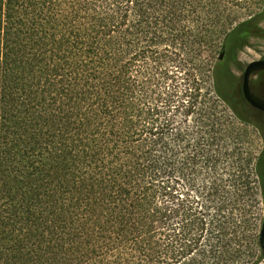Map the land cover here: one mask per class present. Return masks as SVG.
Listing matches in <instances>:
<instances>
[{
    "label": "trees",
    "instance_id": "16d2710c",
    "mask_svg": "<svg viewBox=\"0 0 264 264\" xmlns=\"http://www.w3.org/2000/svg\"><path fill=\"white\" fill-rule=\"evenodd\" d=\"M243 1L0 0V264L264 257Z\"/></svg>",
    "mask_w": 264,
    "mask_h": 264
},
{
    "label": "rangeland",
    "instance_id": "374dc122",
    "mask_svg": "<svg viewBox=\"0 0 264 264\" xmlns=\"http://www.w3.org/2000/svg\"><path fill=\"white\" fill-rule=\"evenodd\" d=\"M240 9L242 10L241 21H249L248 26L233 35L230 45L225 47L223 61L234 76L233 85L236 86V91L239 89L241 93L242 75L245 67L253 61L264 59V0H244ZM250 85L253 91L263 97L264 72L255 74L250 80ZM247 116L260 127L264 135V114L251 110ZM248 134L247 143L253 150L254 158H257L261 152L264 154V139L261 141L258 134L251 128ZM259 208L257 218L264 216L261 207ZM261 252L259 249V255ZM257 264H264V257Z\"/></svg>",
    "mask_w": 264,
    "mask_h": 264
},
{
    "label": "water",
    "instance_id": "95a60500",
    "mask_svg": "<svg viewBox=\"0 0 264 264\" xmlns=\"http://www.w3.org/2000/svg\"><path fill=\"white\" fill-rule=\"evenodd\" d=\"M226 39V38H225ZM226 42L224 41L221 47V52L218 56V61H222L225 53ZM264 71V59L253 61L249 63L243 72L242 83H241V93L245 102L254 110H257L264 114V100L256 96L250 87L251 78L259 73ZM258 243L261 251L264 253V219L261 224L259 231Z\"/></svg>",
    "mask_w": 264,
    "mask_h": 264
},
{
    "label": "flooded vegetation",
    "instance_id": "af4514ba",
    "mask_svg": "<svg viewBox=\"0 0 264 264\" xmlns=\"http://www.w3.org/2000/svg\"><path fill=\"white\" fill-rule=\"evenodd\" d=\"M264 72V71H263ZM250 87H251V85H250ZM251 91L256 95V96H258L259 98H261V99H263L264 100V96L262 97V96H259L255 91H253L252 90V88H251ZM242 94V93H241ZM243 97V96H242ZM250 107V106H249ZM254 110V109H253ZM255 111H257V110H255ZM257 112H259V111H257ZM259 113H261V112H259ZM263 114V113H262ZM264 254V253H263Z\"/></svg>",
    "mask_w": 264,
    "mask_h": 264
}]
</instances>
